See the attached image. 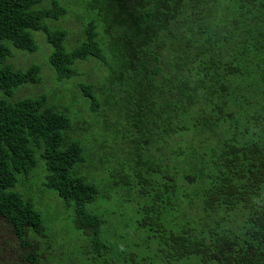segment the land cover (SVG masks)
<instances>
[{"label": "trees", "instance_id": "16d2710c", "mask_svg": "<svg viewBox=\"0 0 264 264\" xmlns=\"http://www.w3.org/2000/svg\"><path fill=\"white\" fill-rule=\"evenodd\" d=\"M65 1L51 0L47 8L43 0H0V225L14 242L17 263L49 264L40 240L51 228L17 188L35 171L36 150L46 167L45 188L73 208L76 228L93 236V248L107 245L100 242V218L85 208L97 187L83 177L84 121L71 125L45 96L50 90L33 93L42 81L39 65L24 69L11 62L15 53L39 52L33 36L40 32L51 46L48 65L59 80L80 75L75 64L93 58L106 62L109 85L116 82L122 97L132 88V114L151 124L143 140L156 153L149 159L162 154L167 167L165 173L155 165L143 167L146 177L136 172L140 197L165 204L161 193L146 189L161 183L171 209L179 196L174 174L196 159V176L180 175L199 182L196 202L186 194L179 198L175 214L183 225L167 233L151 230L156 261L121 251L117 264H264V0H89L84 12L96 15L85 24L79 7ZM70 11L81 27L73 46L67 29L50 25ZM75 87L84 100L91 97L93 86ZM19 92L30 95L16 99ZM161 115L160 130L150 121ZM130 122L139 133V121ZM183 135L196 145L184 143ZM150 136L162 142L156 147ZM159 171L161 179L154 177ZM137 226L146 223L140 219Z\"/></svg>", "mask_w": 264, "mask_h": 264}, {"label": "rangeland", "instance_id": "374dc122", "mask_svg": "<svg viewBox=\"0 0 264 264\" xmlns=\"http://www.w3.org/2000/svg\"><path fill=\"white\" fill-rule=\"evenodd\" d=\"M68 1L71 8L79 7L82 14L81 21L84 24L95 17L96 10L88 15L84 12L85 7L89 8V0H77V5L73 4V0L65 2L68 3ZM50 4L51 0H43L41 6L49 8ZM72 9L75 10L76 8ZM50 25L55 28L67 29L68 46L75 45L77 38L75 33L80 32L81 27L80 23H77L73 18L71 11ZM33 37L40 46L39 52L33 54L15 53L11 62L14 63L15 67L24 69L32 64L39 65L42 81L39 85V91L34 88L33 93L37 95L39 92L50 90L45 93V96L50 98L52 105L61 110L58 112L68 117L71 125L84 121L82 139L86 141L85 145L88 147V152L83 157V163H85L83 177L97 187L95 199L86 204L85 208L100 218V242L107 244L101 249L100 246L96 247L97 249L93 248V236L84 234L76 228L73 208L66 207L65 203L55 196L53 191L45 188L43 182L47 173L44 172L46 167L36 150V169L29 176L28 181L23 185L20 183L17 188L22 190L25 195L27 193L32 207L41 214L45 227L51 228L50 235L46 239L40 240L41 250L47 248L49 251L48 263L110 264L112 262V264H117L116 255L121 251L127 256L134 253L136 257H146L149 261H156L158 246L156 234L152 233L151 230L153 229L157 233H167L176 231L178 226L183 225L182 219H177L175 214L176 209H179L180 206L179 198L181 194H186L190 195L196 202V188L199 186V182L196 180L192 182L190 179L186 181L180 175L189 173L196 176V159L191 160L189 158L186 168L181 167L179 169L180 175L174 174L179 196L178 200L176 199L171 203V209L166 204L161 183L153 182L152 187L146 189L150 191L151 188H154L156 192L161 193L165 204L156 202L152 198L143 199L140 197L137 190H139L138 188L141 190L142 186L137 184L136 172L140 173L141 177H146L143 167L155 165L162 173L167 172V167L162 163V154L158 155L156 161L149 159L150 155L155 157L156 153L152 148H145L143 140L148 138L147 131L151 124L146 123L142 116L137 117L132 114L129 107L130 103L127 101L132 88L128 86L126 96L122 97L123 94L120 90L113 87L114 85L118 86L116 82L113 86L109 85L108 80L111 75L106 62H100L93 58L75 64V69L80 75L69 80H59L48 65L51 46L47 43L45 35L36 32ZM105 54L106 52H104V56ZM77 82L93 86L91 97L84 100L83 92L75 87ZM100 90L102 94H100ZM53 91L61 95L57 96ZM29 95L30 93L19 92L16 99ZM92 103L95 105V109L91 108ZM158 106H161L160 101L156 104V107ZM162 118L165 119V115H161L158 121L150 122L161 130ZM130 120L139 121V133L133 129L131 122L128 124ZM150 134L152 135V133ZM126 135L129 136L128 139H125ZM149 138L155 145L162 142L161 136H150ZM182 139L186 140L184 143L196 145V139L191 136L183 135ZM173 141L178 142V139ZM182 148L184 152L188 150L184 146ZM164 150L167 152L168 148L164 146ZM168 161L173 164L171 158ZM97 171H99V175H97ZM160 171L158 174H154L155 178L161 179ZM182 201L186 207H191L188 206V199H182ZM191 205L193 208L195 207L194 202ZM148 206L153 208L146 211L144 208ZM141 208L144 210L138 214ZM158 212H161L160 218ZM186 212L190 214L189 210ZM140 219L145 221V228L137 226V221ZM95 245L97 246L96 243ZM15 249L9 233L0 225V253L2 255H0V264H6L5 261L9 262L7 264H18L14 254ZM98 249L100 252H97ZM8 255L10 257H7ZM97 255H101L103 258L93 260Z\"/></svg>", "mask_w": 264, "mask_h": 264}]
</instances>
